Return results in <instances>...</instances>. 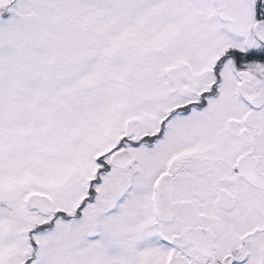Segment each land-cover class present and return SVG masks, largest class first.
Masks as SVG:
<instances>
[{
  "label": "snow or ice",
  "instance_id": "6c2138e0",
  "mask_svg": "<svg viewBox=\"0 0 264 264\" xmlns=\"http://www.w3.org/2000/svg\"><path fill=\"white\" fill-rule=\"evenodd\" d=\"M0 264H264V0H0Z\"/></svg>",
  "mask_w": 264,
  "mask_h": 264
}]
</instances>
